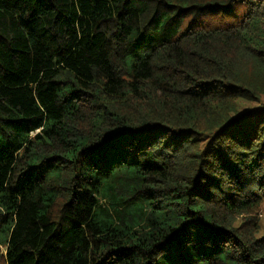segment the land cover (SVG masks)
I'll return each mask as SVG.
<instances>
[{"label": "trees", "instance_id": "16d2710c", "mask_svg": "<svg viewBox=\"0 0 264 264\" xmlns=\"http://www.w3.org/2000/svg\"><path fill=\"white\" fill-rule=\"evenodd\" d=\"M264 0H0V264H264Z\"/></svg>", "mask_w": 264, "mask_h": 264}, {"label": "rangeland", "instance_id": "374dc122", "mask_svg": "<svg viewBox=\"0 0 264 264\" xmlns=\"http://www.w3.org/2000/svg\"><path fill=\"white\" fill-rule=\"evenodd\" d=\"M256 217H260L261 219V224H263L264 226V200L262 201V203L260 204L257 213H255Z\"/></svg>", "mask_w": 264, "mask_h": 264}]
</instances>
